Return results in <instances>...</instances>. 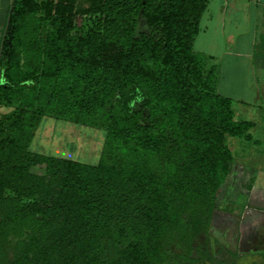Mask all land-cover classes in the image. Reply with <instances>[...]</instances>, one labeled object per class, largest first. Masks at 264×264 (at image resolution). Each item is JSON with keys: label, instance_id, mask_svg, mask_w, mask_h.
Returning <instances> with one entry per match:
<instances>
[{"label": "trees", "instance_id": "obj_1", "mask_svg": "<svg viewBox=\"0 0 264 264\" xmlns=\"http://www.w3.org/2000/svg\"><path fill=\"white\" fill-rule=\"evenodd\" d=\"M207 2L13 0L0 44V264H194L192 237L230 170L226 139L248 141L253 126L234 120L193 52ZM44 116L102 130L98 162L32 152Z\"/></svg>", "mask_w": 264, "mask_h": 264}, {"label": "rangeland", "instance_id": "obj_2", "mask_svg": "<svg viewBox=\"0 0 264 264\" xmlns=\"http://www.w3.org/2000/svg\"><path fill=\"white\" fill-rule=\"evenodd\" d=\"M88 22V16H78L75 21V32L82 34ZM242 26L245 27V25ZM246 27L247 29H242L241 34L246 39L247 46L238 50L236 57H210L201 50L199 41L193 42V52L202 60L206 69L213 70L215 77H217L218 69H223V76L226 77L228 68L234 64L238 66L236 68L238 77L244 75L252 80L256 76L252 70H255L258 58L255 56L257 51L252 44H259L260 35L258 32L253 34L252 23ZM140 30H144L142 24ZM230 44L234 45V42L228 41L226 45ZM260 59L264 60V56ZM251 74L254 76L251 77ZM258 76H264V74H258ZM244 82H237L234 85L242 87L238 89L232 87V90L227 91L232 97L235 119L253 123L249 132L251 139L247 141L227 137L226 146L232 152L235 163L249 165L256 169V173L251 182L241 191V195L236 196L234 202L219 201L217 204L215 202L212 211L213 222H211V215L207 226L201 227L192 237L190 258L194 260V264H223L224 258L225 261L226 258H232L238 262L260 258L264 264V99L251 100L250 90L245 88ZM253 84L261 85V83ZM260 90L257 89V91ZM9 110V108L1 107L0 115ZM103 144L102 130L44 116L29 148L32 152L96 164ZM244 207H247L245 214L241 213ZM212 226L215 232L212 231ZM167 252L173 256L183 251L169 246Z\"/></svg>", "mask_w": 264, "mask_h": 264}, {"label": "crops", "instance_id": "obj_3", "mask_svg": "<svg viewBox=\"0 0 264 264\" xmlns=\"http://www.w3.org/2000/svg\"><path fill=\"white\" fill-rule=\"evenodd\" d=\"M12 2L13 0H0V44ZM250 23L253 25V34L258 32L260 35L259 44H252V47L257 51L255 56L258 58L255 63V70H252V73L254 71V75L256 74V76L251 74V77L254 76L252 80L249 78L247 79L244 75L238 77L236 71L238 66L236 67L235 64L228 68L226 77L223 76V69H218L217 71L216 92L231 100L232 97L227 90H232V87L238 89L242 86L234 85L237 82L241 83L247 80L248 82L244 83L246 84L245 88L250 90L251 100L264 99V84H262L264 83V76H258V74H264V60H259V58L264 56V0H208L206 8L200 18L198 32L194 39V43L195 41H199L198 45L201 50H204V53L210 57H236L237 51L247 46L245 44L246 39L242 37L241 31L242 29H247L246 25ZM242 25H245V27ZM228 41L234 42V45H226ZM254 41L257 42V40ZM253 83H261V85L257 86ZM257 89L261 90L257 91ZM234 120L239 121L236 120L235 117ZM255 173V168L244 165L243 163H235L232 156L230 170L225 182L219 188L215 200L216 204L219 201L234 202L236 196H240L244 187L251 182ZM244 208V211L241 212L243 214L247 212V207ZM213 220L214 215H212L211 222H213ZM211 229L215 232L213 226ZM225 255L227 256V254ZM226 259V261L225 258L222 261L223 264H262L263 261L260 258L249 259L242 262H238L232 258Z\"/></svg>", "mask_w": 264, "mask_h": 264}]
</instances>
